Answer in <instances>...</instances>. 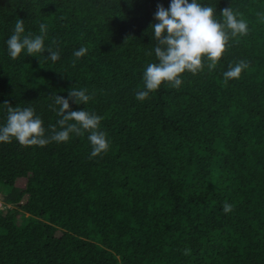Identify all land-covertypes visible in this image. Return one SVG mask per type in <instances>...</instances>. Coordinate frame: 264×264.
Wrapping results in <instances>:
<instances>
[{"label":"trees","instance_id":"trees-1","mask_svg":"<svg viewBox=\"0 0 264 264\" xmlns=\"http://www.w3.org/2000/svg\"><path fill=\"white\" fill-rule=\"evenodd\" d=\"M170 2L0 0V126L8 102L33 107L49 129L55 95L87 89L92 99L71 109L101 116L110 142L92 158L87 132L43 147L0 142L11 205L0 208V264H264V0H197L221 23L231 7L248 33L230 38L214 69L203 56L178 89L162 82L139 101L158 62L150 24ZM19 19L24 35L47 25L57 61L10 57ZM241 60L248 67L226 82Z\"/></svg>","mask_w":264,"mask_h":264},{"label":"clouds","instance_id":"clouds-1","mask_svg":"<svg viewBox=\"0 0 264 264\" xmlns=\"http://www.w3.org/2000/svg\"><path fill=\"white\" fill-rule=\"evenodd\" d=\"M215 8L202 5L197 0H171L168 8L163 4L157 5L154 13L155 23L150 24L152 39H155L154 48L156 63H149L143 72L144 89L136 93V99L144 101L150 92L156 91L162 82H169L171 87L179 88L182 84L181 74L186 70L192 74L203 71L202 57L206 56L211 63L209 70L215 68L225 52L231 37L246 35L248 25L243 19H237L231 7L220 11L223 23L214 19ZM225 28L231 30L230 33ZM39 35L31 33L24 35V21L19 19L14 25L13 34L6 40L10 57L15 60L22 52L32 56H44L52 62L60 58V53L52 47L45 46L47 25H39ZM55 43V41H53ZM88 49L81 46L74 52L77 59L85 56ZM151 55V53H149ZM75 63V61L73 62ZM248 63L241 60L235 66L229 65V70L223 73L225 81L238 79ZM87 89L70 88L68 97L55 95L53 108L60 117L55 125L45 129L44 121L36 114L33 107L7 105V123L0 126V142H11L15 138L22 146H46L50 142H68L73 135L82 136L88 133L92 151L90 158L106 153L110 147L107 134L100 130L102 117L84 109L72 110L70 101L75 104H87L92 97ZM50 107H52L50 105ZM57 125L59 128H57ZM225 213L233 210V206L225 202L222 206ZM184 254H190V249H185Z\"/></svg>","mask_w":264,"mask_h":264},{"label":"rangeland","instance_id":"rangeland-1","mask_svg":"<svg viewBox=\"0 0 264 264\" xmlns=\"http://www.w3.org/2000/svg\"><path fill=\"white\" fill-rule=\"evenodd\" d=\"M8 187H5L0 183V208L7 210L11 205L4 200L5 195L7 194L6 191Z\"/></svg>","mask_w":264,"mask_h":264}]
</instances>
